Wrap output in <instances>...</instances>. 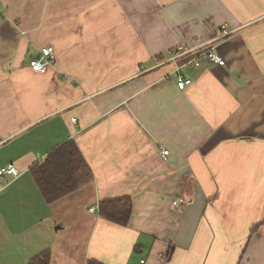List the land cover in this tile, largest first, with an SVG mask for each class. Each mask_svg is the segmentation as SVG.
I'll use <instances>...</instances> for the list:
<instances>
[{"label": "crops", "instance_id": "1", "mask_svg": "<svg viewBox=\"0 0 264 264\" xmlns=\"http://www.w3.org/2000/svg\"><path fill=\"white\" fill-rule=\"evenodd\" d=\"M0 11V168L19 173L0 187V264L46 251L49 264H264V0ZM178 45L224 64L181 68L191 84L179 90L175 65L159 63ZM45 47L56 65L32 72ZM68 140L93 181L47 205L29 170ZM124 198L126 227L100 217L101 202Z\"/></svg>", "mask_w": 264, "mask_h": 264}, {"label": "trees", "instance_id": "2", "mask_svg": "<svg viewBox=\"0 0 264 264\" xmlns=\"http://www.w3.org/2000/svg\"><path fill=\"white\" fill-rule=\"evenodd\" d=\"M161 61L163 59H160ZM29 173L47 205L58 202L93 181V175L73 140L54 148L41 163L34 164ZM98 211L104 221L126 227L132 213V201L130 198H124L101 202ZM49 262L50 252L46 251L32 259L29 264ZM86 264L102 263L88 260Z\"/></svg>", "mask_w": 264, "mask_h": 264}, {"label": "built area", "instance_id": "3", "mask_svg": "<svg viewBox=\"0 0 264 264\" xmlns=\"http://www.w3.org/2000/svg\"><path fill=\"white\" fill-rule=\"evenodd\" d=\"M2 13L0 11V19ZM193 56V57H192ZM192 57V58H191ZM190 58V59H189ZM183 59H189L181 66L176 63ZM204 61L207 64L219 65L224 64L223 60L215 54L213 48H205L197 52L195 48L188 47L186 45H178L174 49L170 50L168 53V58L166 63H171L176 67V87L179 90H184L191 84V80L186 78L181 72V68L194 69L200 66L201 62ZM56 65V58L51 47H45L40 50L36 57L32 58L28 62V67L32 72L42 73L47 70L48 67H53ZM169 152L162 149L160 152V157L163 161L167 160ZM12 176L17 178L19 176L18 170L14 165H9L4 168H0V187L5 176ZM181 203V200H175L172 202V206L176 207ZM95 211L94 208L90 209V212ZM143 263V261L141 262Z\"/></svg>", "mask_w": 264, "mask_h": 264}, {"label": "rangeland", "instance_id": "4", "mask_svg": "<svg viewBox=\"0 0 264 264\" xmlns=\"http://www.w3.org/2000/svg\"><path fill=\"white\" fill-rule=\"evenodd\" d=\"M160 64H166V60L165 61H161V62H159ZM164 261H166L165 259H164Z\"/></svg>", "mask_w": 264, "mask_h": 264}]
</instances>
